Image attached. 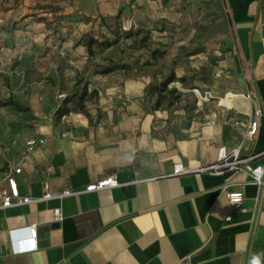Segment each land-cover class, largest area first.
I'll return each mask as SVG.
<instances>
[{
	"label": "crops",
	"instance_id": "0c3cea01",
	"mask_svg": "<svg viewBox=\"0 0 264 264\" xmlns=\"http://www.w3.org/2000/svg\"><path fill=\"white\" fill-rule=\"evenodd\" d=\"M206 2L227 14L241 56L228 52L223 67L233 82L212 92L251 95L250 110L221 106L206 114L201 137L170 151L164 140L144 137V155L135 162L130 147L102 131L95 151H72L64 138L48 137L16 163L18 189L40 197L47 182L50 192L70 193L0 208V264H251L253 257L264 264V200L255 203L250 174L201 170L216 161L218 147L237 145L243 157L255 156L252 166L264 167V0H186L194 21L201 20L198 11L206 19ZM255 109L258 129L250 138ZM175 163L186 171L174 174ZM108 177L114 186L85 189ZM224 189L243 192V210L231 209ZM57 208L60 222L53 219ZM29 225L36 228L35 248L14 253L10 230ZM29 244L24 234L20 245Z\"/></svg>",
	"mask_w": 264,
	"mask_h": 264
},
{
	"label": "rangeland",
	"instance_id": "374dc122",
	"mask_svg": "<svg viewBox=\"0 0 264 264\" xmlns=\"http://www.w3.org/2000/svg\"><path fill=\"white\" fill-rule=\"evenodd\" d=\"M187 6L0 0V101L11 97L25 108L0 106V169L26 160L30 137L38 146L64 138L72 151H95L102 131L130 147L134 162L144 155V137L164 140L169 151L201 137L206 114H218L219 99L237 94L212 92L233 82L223 67L228 52L241 56L222 9L206 2V19L197 10L201 20L194 21ZM237 104L246 111L243 100Z\"/></svg>",
	"mask_w": 264,
	"mask_h": 264
},
{
	"label": "built area",
	"instance_id": "2783aa9c",
	"mask_svg": "<svg viewBox=\"0 0 264 264\" xmlns=\"http://www.w3.org/2000/svg\"><path fill=\"white\" fill-rule=\"evenodd\" d=\"M246 98L252 99L251 95H247ZM231 108V107H230ZM260 110L255 109L253 112L252 118L249 119L245 136L253 137L258 129V120L257 116L259 115ZM38 138L30 137L25 142V152L26 154L32 152L37 146ZM240 145H237L231 149H227L225 146H220L217 149L216 161L212 164L207 165L206 167L201 168V170H205L214 174H219L224 171H246L251 176V182L255 184L258 188V191L254 197L255 203H259V201L264 200V167L261 165L252 166L250 164V160L255 157L248 156L243 157L240 154ZM21 168L19 164H11L2 169H0V208L10 207L12 205H20L26 204L42 199H48L52 197H60L62 195H66L70 193L65 190L60 194L49 191V185L47 182H44L43 188L44 193L40 197H31L27 195L20 194L18 189V183L15 175L20 173ZM186 171V168L182 166L181 163H175L173 165L172 172L174 174H182ZM116 181L112 177H108L107 179L97 181L88 185L85 189L87 191H95L100 190L105 187L114 186ZM223 195L228 200L231 209L233 210H243L241 209V202L243 200V192L240 190H227L224 189L222 191ZM54 221L60 222L62 220V213L59 208L55 209L53 212ZM226 219H230V215L226 216ZM24 234H26L27 239L29 240V245L27 247H22L20 242L23 239ZM10 241L13 245V252H21L25 250H31L35 248L36 245V228L34 225L25 226L23 228L12 229L10 230Z\"/></svg>",
	"mask_w": 264,
	"mask_h": 264
},
{
	"label": "bare ground",
	"instance_id": "6f19581e",
	"mask_svg": "<svg viewBox=\"0 0 264 264\" xmlns=\"http://www.w3.org/2000/svg\"><path fill=\"white\" fill-rule=\"evenodd\" d=\"M243 94V93H242ZM227 95H229V96H227V98L226 99H219V101H220V103L221 104H223V106H227V107H231V106H234L235 108H237V109H239L238 108V104H237V100L238 99H241V100H243L244 101V103L246 104L245 106H246V111H244V112H248L249 110H250V108H251V101H249L245 96H243V95H237V94H233V93H229V94H227ZM226 96V95H225ZM224 96V97H225ZM223 97V98H224ZM240 110V109H239Z\"/></svg>",
	"mask_w": 264,
	"mask_h": 264
},
{
	"label": "trees",
	"instance_id": "16d2710c",
	"mask_svg": "<svg viewBox=\"0 0 264 264\" xmlns=\"http://www.w3.org/2000/svg\"><path fill=\"white\" fill-rule=\"evenodd\" d=\"M173 80V76H168L167 79L163 82V86L165 87L169 82H171ZM83 96H81L82 98ZM12 106L14 109L16 110H20L22 111L23 106L19 104V102L13 100L11 97H9L7 100L4 101H0V106ZM59 111V109L56 110V112ZM61 114V113H60Z\"/></svg>",
	"mask_w": 264,
	"mask_h": 264
},
{
	"label": "clouds",
	"instance_id": "9594fccd",
	"mask_svg": "<svg viewBox=\"0 0 264 264\" xmlns=\"http://www.w3.org/2000/svg\"><path fill=\"white\" fill-rule=\"evenodd\" d=\"M251 264H260L259 258L258 257H253Z\"/></svg>",
	"mask_w": 264,
	"mask_h": 264
}]
</instances>
